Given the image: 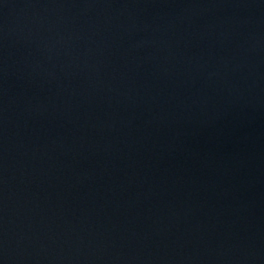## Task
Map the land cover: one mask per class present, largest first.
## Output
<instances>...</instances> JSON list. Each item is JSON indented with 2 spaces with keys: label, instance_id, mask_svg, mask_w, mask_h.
Instances as JSON below:
<instances>
[{
  "label": "water",
  "instance_id": "1",
  "mask_svg": "<svg viewBox=\"0 0 264 264\" xmlns=\"http://www.w3.org/2000/svg\"><path fill=\"white\" fill-rule=\"evenodd\" d=\"M0 264H264V0H0Z\"/></svg>",
  "mask_w": 264,
  "mask_h": 264
}]
</instances>
